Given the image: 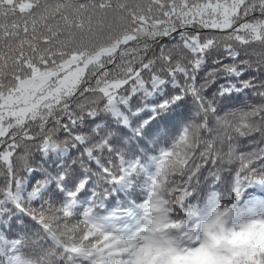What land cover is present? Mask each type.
<instances>
[{
	"label": "snow or ice",
	"instance_id": "snow-or-ice-1",
	"mask_svg": "<svg viewBox=\"0 0 264 264\" xmlns=\"http://www.w3.org/2000/svg\"><path fill=\"white\" fill-rule=\"evenodd\" d=\"M209 63L215 67L207 70ZM134 97L142 101L135 108ZM184 108L171 135L164 131L170 144L157 159L144 213L155 207L173 162L182 170L172 193L181 200L178 212L228 191L239 197L242 187L264 191V0H0V219H10L11 205L38 228L35 237L0 238L8 247L6 256L0 252L4 264H31L38 250L44 264L47 244L62 254L58 264H102L63 243L54 224L74 219L77 193L90 178L120 183L136 166L110 147L108 136L73 130L102 112L125 125L148 112L138 119L139 133L161 113ZM61 129L68 137L62 141ZM243 140L250 151L241 150ZM66 146H83L84 159L100 171L87 169L62 203L41 199L46 182L25 197L32 149ZM105 151L107 163L97 155ZM237 163L230 180L222 176L225 165ZM244 205L264 213V196L252 194ZM90 214L85 210L83 219ZM91 227L82 239L98 251L110 249L112 234L96 238Z\"/></svg>",
	"mask_w": 264,
	"mask_h": 264
},
{
	"label": "clouds",
	"instance_id": "clouds-1",
	"mask_svg": "<svg viewBox=\"0 0 264 264\" xmlns=\"http://www.w3.org/2000/svg\"><path fill=\"white\" fill-rule=\"evenodd\" d=\"M168 171V181L162 182L154 198L155 207L144 213L135 229H111L90 214L86 220L54 224L58 237L102 264H264V224L254 223L264 220V213L252 214L244 205L253 193L246 194L242 187L239 197L228 191L211 204L205 198L197 207L178 212L181 200L173 199L172 193L178 183L174 178L182 170L173 162ZM93 224L96 238L112 234L110 249L98 251L82 239L85 231H93ZM44 247V264H58L57 257L62 254L51 244ZM29 259L31 264H39V250Z\"/></svg>",
	"mask_w": 264,
	"mask_h": 264
},
{
	"label": "trees",
	"instance_id": "trees-1",
	"mask_svg": "<svg viewBox=\"0 0 264 264\" xmlns=\"http://www.w3.org/2000/svg\"><path fill=\"white\" fill-rule=\"evenodd\" d=\"M167 42V41H165ZM225 63L229 61L224 60ZM215 67L209 63V69ZM249 71L245 77L252 75ZM204 76V72L200 73ZM171 91V88L168 89ZM212 89L207 90V94L211 95ZM88 95V94H85ZM83 99V97H81ZM104 101H101V106ZM134 108L140 106L142 101L134 97L131 101ZM147 103H153V100H148ZM236 106L240 100L236 99L232 102ZM191 102L189 101V106ZM229 106H232L231 104ZM187 108L177 110L176 115H171L168 112L161 113L150 127H145L139 133L138 119H147L150 115L148 112L139 113L140 117H129L127 125L120 122L111 113L102 112L94 118L86 117L81 126L73 130L75 134L92 135L93 131H98L101 135L109 137L110 147L121 153L128 164L135 165V171L131 172L120 183H109L92 177L83 189L77 193V203L74 208V218L82 219V214L85 210L91 208L92 215L98 222L107 224L111 229L118 230L113 222V217L118 216L122 220L134 217V213L139 210L147 201L151 191V179L157 171V159L162 149L168 148L170 140L164 135L167 130L169 135L174 131L173 125L180 114H186ZM67 121H65L66 123ZM51 127V124L48 125ZM68 138L63 129L57 131L56 139L65 140ZM244 147L241 150L250 151L253 146L247 144V140L242 141ZM107 163L109 154L107 151L97 153ZM112 159L116 160L115 154ZM29 163L33 169L26 174V182L24 184L23 195L26 197L37 185V182H46L45 189L41 193V199L55 203H62L66 199L68 191H74L77 186L87 177V169L93 173L100 171L94 160H85L83 146L49 149L44 153L36 148L32 149V154ZM112 167L111 164H108ZM225 171L222 176L231 179L233 170L238 167L237 164L225 165ZM63 174L65 179L58 181V176ZM206 170L204 175H206ZM20 175H25L21 172ZM3 183V178L0 177V184ZM58 183L61 187H58ZM207 191V187L202 185V195ZM247 193L253 195H264V191L258 189H246ZM195 202V201H193ZM38 204L39 201H35ZM38 206V205H37ZM11 217L5 216L0 219V238L6 241L15 239L18 235L23 234L28 237H35L38 233V228L29 217L17 212L11 208ZM135 221V219H133ZM0 252L5 256L8 253L7 244L0 245ZM5 256H0V264H4ZM82 264H87L83 261Z\"/></svg>",
	"mask_w": 264,
	"mask_h": 264
},
{
	"label": "rangeland",
	"instance_id": "rangeland-1",
	"mask_svg": "<svg viewBox=\"0 0 264 264\" xmlns=\"http://www.w3.org/2000/svg\"><path fill=\"white\" fill-rule=\"evenodd\" d=\"M258 196H264V195L260 194ZM143 215L144 212L142 213V211L139 210L138 212L135 213V221H133L131 217L130 219H127L126 221H124V223H122V221L119 219L118 216H114L112 220L115 223V225L118 227V230L128 229L130 231L138 226V222L142 220Z\"/></svg>",
	"mask_w": 264,
	"mask_h": 264
}]
</instances>
